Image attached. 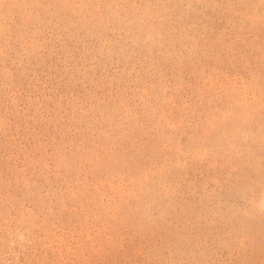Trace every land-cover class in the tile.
<instances>
[{"label": "rangeland", "instance_id": "obj_1", "mask_svg": "<svg viewBox=\"0 0 264 264\" xmlns=\"http://www.w3.org/2000/svg\"><path fill=\"white\" fill-rule=\"evenodd\" d=\"M0 264H264V0H0Z\"/></svg>", "mask_w": 264, "mask_h": 264}, {"label": "bare ground", "instance_id": "obj_2", "mask_svg": "<svg viewBox=\"0 0 264 264\" xmlns=\"http://www.w3.org/2000/svg\"><path fill=\"white\" fill-rule=\"evenodd\" d=\"M166 46V45H165Z\"/></svg>", "mask_w": 264, "mask_h": 264}]
</instances>
